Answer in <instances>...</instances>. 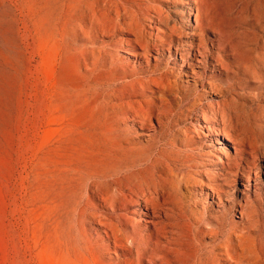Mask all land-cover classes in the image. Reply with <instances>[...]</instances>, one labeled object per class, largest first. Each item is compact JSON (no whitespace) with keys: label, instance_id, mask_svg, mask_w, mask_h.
Segmentation results:
<instances>
[{"label":"rangeland","instance_id":"rangeland-1","mask_svg":"<svg viewBox=\"0 0 264 264\" xmlns=\"http://www.w3.org/2000/svg\"><path fill=\"white\" fill-rule=\"evenodd\" d=\"M143 82L165 93L147 90L146 99L163 101L156 109L141 97ZM218 103L227 121L209 124L202 108ZM222 128L231 141L214 135ZM263 134L264 0H0V264H120L122 250L85 234L84 223L95 222L76 215L88 179L79 183L74 172L84 166L123 175L113 192L142 178L159 183L155 166L168 164L167 189H179L187 205L175 221L186 229L195 218L201 233L194 261L213 262L216 245L244 234L264 257ZM127 139L132 147L120 149ZM142 164L144 174L128 172ZM201 180L224 191L223 207ZM168 261L164 252L140 264Z\"/></svg>","mask_w":264,"mask_h":264},{"label":"bare ground","instance_id":"bare-ground-1","mask_svg":"<svg viewBox=\"0 0 264 264\" xmlns=\"http://www.w3.org/2000/svg\"><path fill=\"white\" fill-rule=\"evenodd\" d=\"M130 23H132V22H130ZM132 25H133V23H132ZM143 30H144V27H143ZM140 39L138 37H135L134 41L141 46L142 50H144L145 52H148L149 48L146 49L145 43L143 41H141ZM219 42H221V41H219ZM202 44H203L202 42L199 43V45H202ZM191 47H193V45H191ZM198 52H199L200 59L201 58L204 59L205 58L204 53L200 50ZM145 57H147V53H146ZM182 61L185 62V58H183ZM194 61H197V60H194ZM197 63H202V61L198 60ZM189 64H191V63H189ZM219 68H220V66H219ZM149 82H143L141 84V86H142L141 97L144 99V103L148 104L151 109L152 108L156 109V107L153 105V103L157 102V101H160L161 103H163V101L161 100L160 96H157V97H154L151 99H146L145 95L147 94V90L150 91V94H152V95L157 94L158 92L164 93V91L161 87H158V86L151 84ZM152 82H154L155 84H159L158 82H155V81H152ZM153 86H155V89H153ZM135 93L136 92H134L130 96H133ZM136 96H138V95H136ZM123 100H125V99H123ZM222 105L224 106V102H222ZM223 106H221V104H219V103L217 104L216 108L214 107V105L203 106L202 111L204 113V116H203L204 120L209 122V124H213V125H216V124L218 125V123H221V121H223V122L227 121V120H225V114H224V107L225 106L224 107ZM153 112L151 111V114ZM209 112L212 113L213 118L210 120H206ZM222 114H223V116H222ZM155 117L160 122L163 115L162 114H155ZM219 117H220V119H219ZM139 120L141 121V119H139ZM235 120H236V118H235ZM149 122H152V121L150 120ZM238 123H239V121H238ZM229 124L232 125V127H233L234 124H233L232 118H230ZM138 125H140V124H138ZM140 126H141V128L138 126L137 127L142 129L145 125L143 126V123H142V125H140ZM150 126H151V128H154V126H152V123H150ZM236 127H237V125H236ZM147 128H144V129H147ZM151 128H149V129H151ZM200 128H202V127H200ZM214 128L215 127L214 126L212 127L211 125H208V127H207L208 130H213ZM218 128H220V127H218ZM234 134H232V136H234ZM214 135L215 136L226 135V137H225L226 141H231L230 138H232L229 135V133H227L226 131L223 130V128L222 129H215ZM236 136H237V134H236ZM212 140H211V142H213V143H219L220 142L219 138H214ZM234 140L232 139L233 142H234ZM240 140H241V138H240ZM235 144H237L236 146H240L238 143H235ZM132 145H133V143L131 142V140L127 139L125 141V143L122 142L120 149L126 150V149H129L130 147H132ZM184 145H186V144H184ZM250 146H251V144H250ZM262 146H264V145H262ZM225 147H227L226 144H225ZM244 147H246V146H244ZM235 149L237 150V148H235ZM247 150H249V148H247ZM114 152H115V150H114ZM214 158L217 160L218 163L224 162L216 156ZM109 159H112V156H110ZM231 160H233V158H231ZM254 162H256V161H254ZM147 164H149V163H147ZM147 164H142L139 166H133L128 172L131 174H134V175H142V174H144V172H146L148 170L149 165H147ZM221 165H223V164H221ZM124 171H122V172H124ZM232 172H234L233 168H232ZM221 174L223 175V173H221ZM230 174H231V172L229 171V172H226L224 175L226 177H228ZM233 174H232V176H233ZM74 175H75V177H78L77 181H79V183L84 179H88V184H87L86 190L84 192L85 195H84L81 206H79V208L76 209V215L77 216L79 215L82 217H83V215H85L86 218L92 219L95 222L94 223L95 225L84 223V225H83L84 233L86 234L87 232L94 230L95 233L99 234V236L104 235L106 237V243L105 244L108 247L112 246V244H113L115 251L117 249L122 250L124 258L120 260V264H140L143 260L147 261L149 259L153 263H155L156 261L161 259L162 253H164V252H165L166 257L169 256V261H168L169 263L168 264H192V262H194L195 264H264V257L262 256V254L258 251L257 248H255L252 245L253 242H252V244L251 243L249 244L251 239L247 236H244V235H246V234H244L246 232H244L243 233L244 235H242V236L230 235L231 241L229 243H227L225 245H216L213 248V254H214V261L213 262H208L204 259H198V260L196 259L194 261V257H195L194 255L198 250L200 251V247H201V244H198L197 243L198 241H196V236L198 234H201V233L194 228L197 224V221H195V218H193L194 214H191L192 218L194 219V221L192 220L193 221V226H192L193 228L187 227L185 229V228L181 227L182 225L179 222L175 221V219L177 220V216L179 215L178 212H181L180 208L183 209V207L185 208V207H187V205L184 203V200H183L181 194L179 193V189H172V191H169L167 189L168 185L166 183H167L168 177H174L173 169L168 164H162V165L155 166L154 176L159 183L149 184L148 182H146L145 178H142V180L138 181V188H136V187L135 188H133V187H120L113 192H111V190L109 189V185L110 184L112 185V183H114V182H118L120 180H123L122 178L124 176L118 174L119 176L115 177L114 172H112L108 168L103 169V170H99L97 167L91 168V166L90 167L84 166L82 168H77V170L74 172ZM217 175H219V174H217ZM250 176L246 177V181H245L246 184H249L252 181ZM257 177L258 176L256 175V178ZM222 179H223V176H222ZM103 181H105L107 188L103 187V185H105L102 183ZM186 181H187V179H186ZM224 181H226V180H224ZM199 182H203V181L201 180ZM227 183H228V181H227ZM225 184H226V182H225ZM201 185H206L207 188H209V190H212L213 195L216 194L217 195L216 197H218V200H219V204H217L216 206L223 207V205L221 206V204L223 202H222V198L220 195L221 191H223V190H221V189L219 190L218 187L214 188V186L212 187L209 183L205 184L203 182ZM186 188H187V186H186ZM247 190H249V188ZM187 193L190 196L192 195L193 198L201 196V197H204V199L206 198V200H207L208 197H210L209 192H207L205 190L204 191L203 190H200V191L191 190ZM223 193H224V191H223ZM173 195L174 196L176 195L175 197L177 199V202H176V199H174L175 197ZM171 198L174 201L171 200ZM247 206H245V207H247ZM148 209H150V211H148ZM84 210H88L89 213L86 215L84 213L85 212ZM251 212H253V211H251ZM244 213H245V211H244V209H242L241 216H243ZM223 215L225 216V214H223ZM135 216L140 217V219L138 221H135L136 220ZM256 216H257V214H256ZM221 218H224V217H221ZM254 219H255V217H254ZM248 221H250V220H248ZM250 225H252V224H250ZM244 227H245V225H244ZM248 227H249V225H248ZM202 230L205 232V234L203 233L204 236H206V237L212 236L213 238H215L214 242H216V240L218 239V233L217 232L211 233V232H209L208 228H206V227H204ZM250 230H251V228H250ZM258 230H260V229H258ZM253 231H254V229H253ZM209 234H213V235H209ZM254 235H256V234H254ZM137 238H141L138 243H137ZM256 238H255V240H256ZM103 240H105V238H103ZM61 244H60V247H61ZM74 252L78 256H79L78 253L86 256L87 261H94V260L96 261V259H97V255L94 252H92L91 250L86 251V253H84L81 250L74 249ZM147 257H149V259ZM87 264H90V262H87Z\"/></svg>","mask_w":264,"mask_h":264}]
</instances>
